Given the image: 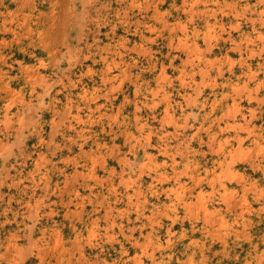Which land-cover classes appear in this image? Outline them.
Returning a JSON list of instances; mask_svg holds the SVG:
<instances>
[{
  "label": "rangeland",
  "instance_id": "374dc122",
  "mask_svg": "<svg viewBox=\"0 0 264 264\" xmlns=\"http://www.w3.org/2000/svg\"><path fill=\"white\" fill-rule=\"evenodd\" d=\"M0 264H264V0H0Z\"/></svg>",
  "mask_w": 264,
  "mask_h": 264
}]
</instances>
